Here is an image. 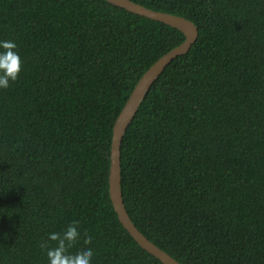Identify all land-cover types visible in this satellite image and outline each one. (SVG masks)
Listing matches in <instances>:
<instances>
[{"label":"trees","instance_id":"trees-1","mask_svg":"<svg viewBox=\"0 0 264 264\" xmlns=\"http://www.w3.org/2000/svg\"><path fill=\"white\" fill-rule=\"evenodd\" d=\"M132 1L198 34L123 134L129 217L182 264H264V0ZM184 37L107 0H0V40L24 61L0 89V264H47L41 243L73 218L92 264H163L113 208L111 137L138 79Z\"/></svg>","mask_w":264,"mask_h":264},{"label":"water","instance_id":"water-1","mask_svg":"<svg viewBox=\"0 0 264 264\" xmlns=\"http://www.w3.org/2000/svg\"><path fill=\"white\" fill-rule=\"evenodd\" d=\"M127 11L146 16L175 27L183 32L184 40L174 46L157 60H155L141 75L127 100L117 115L113 127L110 148V166H109V195L117 216L122 225L127 229L130 235L146 251L157 257L163 264H182L172 257L165 250L155 245L135 226L124 205L121 191V174H120V145L123 134L132 120L139 103L143 99L146 91L160 74L163 68L170 63L175 57L186 53L192 43L195 42L198 34L197 26L189 19L163 11L153 10L132 0H107Z\"/></svg>","mask_w":264,"mask_h":264},{"label":"clouds","instance_id":"clouds-1","mask_svg":"<svg viewBox=\"0 0 264 264\" xmlns=\"http://www.w3.org/2000/svg\"><path fill=\"white\" fill-rule=\"evenodd\" d=\"M23 58L14 40H0V89H7L15 82L22 69ZM80 220L73 218L60 231L47 234L40 247L45 250L47 264H92L93 248L77 247L73 245L81 235ZM84 244H89L93 237L88 230L83 229Z\"/></svg>","mask_w":264,"mask_h":264}]
</instances>
